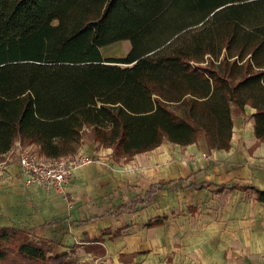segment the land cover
I'll return each instance as SVG.
<instances>
[{
    "label": "trees",
    "instance_id": "trees-1",
    "mask_svg": "<svg viewBox=\"0 0 264 264\" xmlns=\"http://www.w3.org/2000/svg\"><path fill=\"white\" fill-rule=\"evenodd\" d=\"M245 105L264 140V0H0V156L19 141L58 157L83 136L124 158L200 135L227 150ZM50 251L0 227V264H71Z\"/></svg>",
    "mask_w": 264,
    "mask_h": 264
},
{
    "label": "crops",
    "instance_id": "crops-1",
    "mask_svg": "<svg viewBox=\"0 0 264 264\" xmlns=\"http://www.w3.org/2000/svg\"><path fill=\"white\" fill-rule=\"evenodd\" d=\"M253 112L232 108L227 150L200 135L115 160L110 148L82 143L99 160L62 190L30 182L13 146L0 156V227L25 230L71 264H264V203L253 192L264 190V140Z\"/></svg>",
    "mask_w": 264,
    "mask_h": 264
},
{
    "label": "built area",
    "instance_id": "built-area-1",
    "mask_svg": "<svg viewBox=\"0 0 264 264\" xmlns=\"http://www.w3.org/2000/svg\"><path fill=\"white\" fill-rule=\"evenodd\" d=\"M32 147L35 146L28 145L19 151V167L21 172L28 176L30 182L45 188L62 190L75 169L99 160L94 155L82 152L46 157Z\"/></svg>",
    "mask_w": 264,
    "mask_h": 264
},
{
    "label": "rangeland",
    "instance_id": "rangeland-1",
    "mask_svg": "<svg viewBox=\"0 0 264 264\" xmlns=\"http://www.w3.org/2000/svg\"><path fill=\"white\" fill-rule=\"evenodd\" d=\"M128 49H129V41H127V40H120V41H116V42H114V43H112L110 45H107L105 47H102L100 49V52H101L102 57L106 59V58H109V57H122V56H124L126 54V52H127ZM86 142H91V141H89L86 136H83L82 141L80 142V144L78 145V147H77V149H76V151L74 153H76V152H82V153H85L86 154L87 151L85 150V152H84L83 149L81 148V144L82 143H86ZM92 143H94L96 145V147H99V148L100 147L101 148L103 147V146L97 145L96 142H92ZM28 145L35 146V147H32V148L36 152H39V147L36 144L30 143V144H24V145H22V144H20L19 141H15V144L13 146H14V148H16V151H17V154H18L17 155L18 156V159H19V151L22 148H25V146L28 147ZM103 148H106V147H103ZM111 151H112V149H111ZM88 155H90V154H88ZM112 155H113V153H112ZM113 158L115 160H117V159H121L123 157H121V156H117V157L116 156H113ZM3 167H4L3 162H0V173L1 172H4L3 171L4 170Z\"/></svg>",
    "mask_w": 264,
    "mask_h": 264
}]
</instances>
